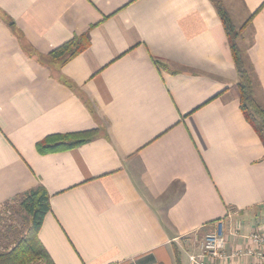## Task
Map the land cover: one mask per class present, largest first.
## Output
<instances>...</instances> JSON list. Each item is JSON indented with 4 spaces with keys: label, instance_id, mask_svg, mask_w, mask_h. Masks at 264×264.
Wrapping results in <instances>:
<instances>
[{
    "label": "crops",
    "instance_id": "0c3cea01",
    "mask_svg": "<svg viewBox=\"0 0 264 264\" xmlns=\"http://www.w3.org/2000/svg\"><path fill=\"white\" fill-rule=\"evenodd\" d=\"M220 1L264 108V0ZM84 33L64 64L37 60ZM39 185L54 264H191L214 225L259 223L264 145L210 0H0V207Z\"/></svg>",
    "mask_w": 264,
    "mask_h": 264
},
{
    "label": "trees",
    "instance_id": "16d2710c",
    "mask_svg": "<svg viewBox=\"0 0 264 264\" xmlns=\"http://www.w3.org/2000/svg\"><path fill=\"white\" fill-rule=\"evenodd\" d=\"M210 1L217 10L229 41L231 55L237 73L240 110L264 145V108L255 97L251 76L247 70L242 53L236 44V38L244 25L240 29H235L221 1ZM88 44L87 33H84L79 36H74L70 40L53 48L47 55L36 57L41 63L60 66L83 51ZM70 85L74 88L72 84ZM82 97L87 101L83 95ZM93 134L94 131L89 130L49 135L37 142L36 149L39 153L70 149L89 140ZM8 204H13V207H16L22 213L24 232L13 241V245L9 250L0 252V264H54L44 246L37 238V232L42 224L43 218L50 210L49 194L46 189L39 185L36 188L17 195L10 203L4 206L9 207ZM174 250L175 257L178 260V252L176 249Z\"/></svg>",
    "mask_w": 264,
    "mask_h": 264
},
{
    "label": "built area",
    "instance_id": "2783aa9c",
    "mask_svg": "<svg viewBox=\"0 0 264 264\" xmlns=\"http://www.w3.org/2000/svg\"><path fill=\"white\" fill-rule=\"evenodd\" d=\"M224 226L225 222H219L204 236L201 252L189 256L191 264H264V211L259 223L244 235L239 233L238 227L225 232ZM228 235L241 237L242 244L229 251Z\"/></svg>",
    "mask_w": 264,
    "mask_h": 264
},
{
    "label": "rangeland",
    "instance_id": "374dc122",
    "mask_svg": "<svg viewBox=\"0 0 264 264\" xmlns=\"http://www.w3.org/2000/svg\"><path fill=\"white\" fill-rule=\"evenodd\" d=\"M8 205L0 207V252L9 250L13 241L24 232L22 213L13 204Z\"/></svg>",
    "mask_w": 264,
    "mask_h": 264
}]
</instances>
